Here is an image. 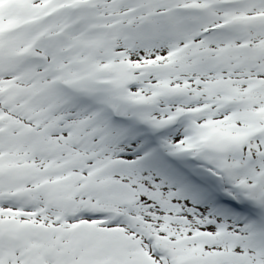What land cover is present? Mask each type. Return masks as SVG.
Instances as JSON below:
<instances>
[{
  "label": "snow or ice",
  "instance_id": "obj_1",
  "mask_svg": "<svg viewBox=\"0 0 264 264\" xmlns=\"http://www.w3.org/2000/svg\"><path fill=\"white\" fill-rule=\"evenodd\" d=\"M0 264H264V0H0Z\"/></svg>",
  "mask_w": 264,
  "mask_h": 264
}]
</instances>
